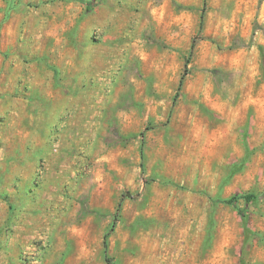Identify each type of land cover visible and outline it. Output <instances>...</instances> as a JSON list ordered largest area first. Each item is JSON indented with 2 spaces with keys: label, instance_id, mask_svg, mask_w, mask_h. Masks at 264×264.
Here are the masks:
<instances>
[{
  "label": "rangeland",
  "instance_id": "obj_1",
  "mask_svg": "<svg viewBox=\"0 0 264 264\" xmlns=\"http://www.w3.org/2000/svg\"><path fill=\"white\" fill-rule=\"evenodd\" d=\"M89 1L0 0V264H264V0Z\"/></svg>",
  "mask_w": 264,
  "mask_h": 264
},
{
  "label": "trees",
  "instance_id": "obj_2",
  "mask_svg": "<svg viewBox=\"0 0 264 264\" xmlns=\"http://www.w3.org/2000/svg\"><path fill=\"white\" fill-rule=\"evenodd\" d=\"M83 2H86L88 7H91V2L89 0H80ZM183 83V79L181 80V84ZM180 84V85H181ZM239 199H244L247 203L252 202L253 200L257 199V194L254 191L247 192V193H240L236 195H232L228 197L227 199H221L220 201L232 204V205H237V202ZM240 213L242 214L243 220H244V225L246 230L249 228V215L246 210L244 209H239ZM109 233L106 234L105 240H104V247L105 251L108 252V238Z\"/></svg>",
  "mask_w": 264,
  "mask_h": 264
},
{
  "label": "crops",
  "instance_id": "obj_3",
  "mask_svg": "<svg viewBox=\"0 0 264 264\" xmlns=\"http://www.w3.org/2000/svg\"><path fill=\"white\" fill-rule=\"evenodd\" d=\"M45 92L49 95V96H51V95H53L52 93H53V90H52V86L50 85V86H48V87H45Z\"/></svg>",
  "mask_w": 264,
  "mask_h": 264
}]
</instances>
